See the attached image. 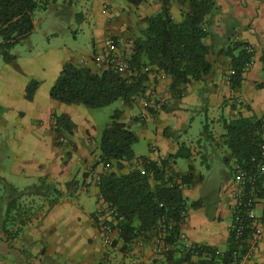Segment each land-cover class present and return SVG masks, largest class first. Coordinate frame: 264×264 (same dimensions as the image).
Masks as SVG:
<instances>
[{
  "label": "crops",
  "instance_id": "1",
  "mask_svg": "<svg viewBox=\"0 0 264 264\" xmlns=\"http://www.w3.org/2000/svg\"><path fill=\"white\" fill-rule=\"evenodd\" d=\"M213 1L215 9L204 24L212 71L202 79L180 85V92H176L171 88L173 77L151 66L143 67L149 107L134 104L117 108L123 109L121 120L131 130L133 124L141 123L139 130H133L138 142L141 138L149 141L148 152H135L136 156H148L157 163L161 158L170 159L169 164L180 177L191 175L183 193L189 204H197L188 207V219L180 223L186 239H181L174 260H168L169 250L155 253V230L139 236L125 250L122 243L115 247L102 242L99 180L105 167L99 162L100 140L92 128L94 119L87 114V106L63 103L50 95L63 65L72 61L56 59L52 65L42 59L38 64L33 55L25 56V63H21L19 51L12 50L16 58L10 62L0 55V61L5 62L0 71V134L10 143V183L24 190L47 178L61 196L53 205L45 195L19 198L10 214V228L18 230L17 235H7L3 229L10 198L2 196L0 264H179L176 259L188 251L189 242L216 249V264H224L223 257L231 246L233 177L238 164L225 143L224 123L239 117L264 118V0ZM70 3L79 4L77 19L88 22L93 30V53L80 60H86L85 65L91 68L96 66L88 61L89 56L101 53L110 38L118 40L120 57H131L135 39L163 6L162 0ZM183 9L177 1L172 2L171 13L176 21L182 19ZM240 44L253 46L254 64L242 74L240 83L233 85L230 70L233 58L242 50ZM32 80L39 85L29 100L27 86ZM141 111L143 119L139 118ZM61 115L68 118L71 130L57 123ZM182 144L190 149V157L170 158ZM3 170L0 177L8 173ZM124 171H129L127 166ZM256 212L264 213V195ZM167 244L171 249L172 245ZM201 260L192 255L190 261L181 264H200ZM246 264H264V238Z\"/></svg>",
  "mask_w": 264,
  "mask_h": 264
},
{
  "label": "trees",
  "instance_id": "2",
  "mask_svg": "<svg viewBox=\"0 0 264 264\" xmlns=\"http://www.w3.org/2000/svg\"><path fill=\"white\" fill-rule=\"evenodd\" d=\"M51 1L57 0H0V55L5 62L16 58L13 48L20 42L27 41L34 30V13L37 10H46ZM71 2V0H65ZM137 2V0H132ZM139 1V0H138ZM160 12L149 20V26L135 39V52L130 57L132 67L137 68V75L126 77L115 69L109 68L94 71L86 65L67 62L63 65L56 81L50 90L52 98L63 103H80L90 108H102L116 101L131 104L134 97L146 91L147 74L143 67L151 66L154 71H163L173 77L171 88L180 92L178 87L192 80L202 79L212 71V63L207 55L209 48L204 43L207 31L204 27L205 18L215 9L213 0H162ZM177 1L182 5V19L176 21L171 13V5ZM20 16L16 21L15 17ZM11 22L7 27V23ZM242 45V44H240ZM243 46V45H242ZM249 55L242 49L237 57L233 58V67L237 73L232 77L233 85H238L242 77V67ZM39 82L32 80L27 86L26 97L33 99V94ZM121 110L116 109L110 121L102 132L99 143L100 163L105 171L99 180L100 193L105 202L116 208L122 220L119 240L125 250L141 235L155 230L158 219L166 215L175 220V226L166 237V242L172 245L168 251V260L176 257V250L181 247V213L185 207L196 206V202L189 204L184 196L183 189L177 184H170L172 177L166 179L165 170L148 156H140L143 170L133 169L124 171L125 164L136 157L134 145L138 137L131 128L121 120ZM57 123L71 130L66 116L61 115ZM225 143L232 158L245 168H250L251 159L262 155L264 145V118L239 117L225 121ZM166 134L170 132L166 130ZM189 158L190 149L182 144L170 158ZM171 163L167 159L163 164ZM114 168L115 170H108ZM182 182L190 184L191 175H181ZM157 180V182H156ZM4 183L6 193L12 191V197L6 194L9 200L7 216L3 222V229L7 235H17L19 232L10 228L12 208L19 198L25 195L55 194L49 199L54 204L61 196L60 191L50 184L47 178H42L36 184L24 190H19L10 182L0 177ZM260 197L264 195V179L261 182ZM210 257L201 260L200 264H216V249L201 246ZM175 248V249H174ZM236 244L231 237V246L223 257L224 264H233V251ZM179 249V250H178ZM194 253L188 250L177 257L181 264L190 261Z\"/></svg>",
  "mask_w": 264,
  "mask_h": 264
},
{
  "label": "built area",
  "instance_id": "3",
  "mask_svg": "<svg viewBox=\"0 0 264 264\" xmlns=\"http://www.w3.org/2000/svg\"><path fill=\"white\" fill-rule=\"evenodd\" d=\"M118 40L114 38L108 39L104 49L101 53L95 55V63L97 66L104 69H115L121 74L126 71H131V65L124 58L117 54ZM242 49L249 55L248 60L242 67L241 73L244 74L253 64L254 59L252 54L254 48L252 45L246 44ZM137 70V69H136ZM237 73V69L232 67L230 70V78ZM137 75V72H135ZM264 157V145H262V155ZM165 159L161 158L158 165L165 170L166 179L172 177L170 184H177L184 188L186 184L182 182V178L177 174L170 164L166 165L163 162ZM264 179V160L259 157L251 159L250 168H245L241 164H237L234 171L233 182L234 190V204L232 207L233 220L231 222L229 232L236 248L233 251V264H246L252 257L254 249L257 244L264 238V213L258 215L256 212V205L260 199L261 182ZM188 206L185 207L181 213V222L188 219ZM100 215L103 219H99L100 238L102 242L108 246H120V226L119 222L122 216L119 215L116 208L111 207L104 200L99 209ZM176 221L168 218L166 215L161 216L155 227V234L157 243H155V253H163V251L170 250L166 242V237L170 230L175 226ZM181 239H186L181 232ZM187 249L192 251L195 256L202 258L204 261L209 260L210 254L199 245L188 243ZM165 264V263H159ZM206 264H209L207 262Z\"/></svg>",
  "mask_w": 264,
  "mask_h": 264
},
{
  "label": "rangeland",
  "instance_id": "4",
  "mask_svg": "<svg viewBox=\"0 0 264 264\" xmlns=\"http://www.w3.org/2000/svg\"><path fill=\"white\" fill-rule=\"evenodd\" d=\"M78 3H70L65 0L51 1L46 10H37L34 13V30L30 35V38L27 41L18 43L13 52L19 51L21 56V63H25L24 57L35 56V60L39 64L41 60L50 62L54 64L56 59L61 60H70L74 63H80V65H85L86 60L80 62L81 59L87 58L88 54H92L94 50V35L91 26L88 22H80L77 19V12L79 10ZM97 55V54H95ZM95 56H89L88 61L95 62ZM126 61L130 63V57L125 58ZM4 61H0V71H3ZM131 65V63H130ZM92 67L94 71L103 70L101 67L97 66ZM137 68L131 66V71H126L123 73L126 77L135 76ZM143 72L145 70L143 69ZM22 74H19L18 77L21 78ZM51 76L49 78H53ZM150 95L143 92L140 95L135 96L134 101L131 104H125L123 101H116L111 105L102 107V108H90L86 107L87 114L92 116L94 119L95 126L92 127L97 135V138L100 140L102 132L106 127L108 121L110 120L111 114L118 108L130 107L134 104H139L142 108H148ZM121 110V109H120ZM123 111V109L121 110ZM138 109H135L137 112ZM139 118H144L142 116V111L139 115ZM204 119V117L202 118ZM133 130L137 131L141 127L140 124H133ZM68 137V134L65 133ZM187 137H185L186 139ZM148 140L141 138L139 142L134 145V150L138 154H145L148 152ZM9 142L0 134V176L3 173V169L8 173L3 176L7 182H10L11 176V166H12V153L9 147ZM187 161V159H186ZM217 164V160H214ZM128 170L133 169L143 170L142 161L140 156H136L133 160L125 164ZM115 170L114 168H111ZM108 169V170H111ZM105 171V170H104ZM8 177V178H6ZM215 181V179H213ZM157 182V180H156ZM12 183V182H11ZM16 183V182H15ZM50 183V182H49ZM20 184V183H18ZM9 194L6 193V188L3 182L0 181V200L3 195ZM12 197V191L9 194ZM48 199L55 197V194H50L46 196ZM7 198V197H6ZM60 198V197H59ZM45 200V199H43ZM56 203V202H55ZM1 204V202H0ZM53 205V204H52Z\"/></svg>",
  "mask_w": 264,
  "mask_h": 264
},
{
  "label": "water",
  "instance_id": "5",
  "mask_svg": "<svg viewBox=\"0 0 264 264\" xmlns=\"http://www.w3.org/2000/svg\"><path fill=\"white\" fill-rule=\"evenodd\" d=\"M19 17H20V16L15 17L12 21H16ZM10 23H11V22L7 23L4 27H7Z\"/></svg>",
  "mask_w": 264,
  "mask_h": 264
}]
</instances>
